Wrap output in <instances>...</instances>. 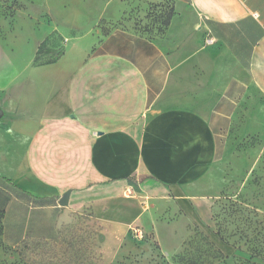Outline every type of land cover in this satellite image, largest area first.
Instances as JSON below:
<instances>
[{"label": "crops", "instance_id": "obj_1", "mask_svg": "<svg viewBox=\"0 0 264 264\" xmlns=\"http://www.w3.org/2000/svg\"><path fill=\"white\" fill-rule=\"evenodd\" d=\"M187 3L166 38L116 29L91 54L76 43L0 76L5 245L55 243L67 256L56 264H111L166 207L190 216L240 116L264 118V0ZM81 215L97 236L66 248L60 232Z\"/></svg>", "mask_w": 264, "mask_h": 264}, {"label": "rangeland", "instance_id": "obj_2", "mask_svg": "<svg viewBox=\"0 0 264 264\" xmlns=\"http://www.w3.org/2000/svg\"><path fill=\"white\" fill-rule=\"evenodd\" d=\"M188 10L187 0H0V76L24 74L31 61L50 58L37 57L46 38L50 48L91 45V54L116 29L166 38L172 20ZM207 181V192L193 197L190 216L181 208L166 207L157 218L158 227L133 233L111 264H264L262 113L240 116L224 138V154ZM9 222L4 220L7 238ZM75 246L70 242L68 247ZM62 251L61 245L48 242L32 252L21 251L19 245H5L0 233V260L8 264H55L54 258L65 263ZM79 264L100 263L89 255Z\"/></svg>", "mask_w": 264, "mask_h": 264}, {"label": "trees", "instance_id": "obj_3", "mask_svg": "<svg viewBox=\"0 0 264 264\" xmlns=\"http://www.w3.org/2000/svg\"><path fill=\"white\" fill-rule=\"evenodd\" d=\"M170 17L169 16L166 20V24H169L170 22ZM47 39L43 40L40 45L38 46L37 49V57L43 58V57H50L47 60L40 62V63H35L37 65L39 64H43V63H54L57 62L62 55L65 53V48L64 46L60 47V48H50L47 47ZM86 214V213H84ZM4 216H5V211L0 209V233L3 236L4 234ZM72 226V225H71ZM62 232L64 233V235H62ZM62 241H66L65 244L67 245V247L70 245V242L72 244H77V246H80L81 244H83L86 241H90L93 240L97 235H95V232L92 230L90 231L89 229V224L87 222H85V217L84 215L79 216V221L77 222L76 225L72 226L71 228H68L67 226L65 227V229H63V231L61 230L60 232ZM47 244V243H46ZM44 244V245H46ZM40 245L39 243H31V242H24L23 244L20 245V249L21 251H34V249L38 248ZM23 248V249H22ZM55 260V258H54ZM61 260V258H60ZM54 263L56 264V260L54 261Z\"/></svg>", "mask_w": 264, "mask_h": 264}, {"label": "water", "instance_id": "obj_4", "mask_svg": "<svg viewBox=\"0 0 264 264\" xmlns=\"http://www.w3.org/2000/svg\"><path fill=\"white\" fill-rule=\"evenodd\" d=\"M71 190H67L63 196L59 200V204L62 207H66L69 204V197H70Z\"/></svg>", "mask_w": 264, "mask_h": 264}, {"label": "built area", "instance_id": "obj_5", "mask_svg": "<svg viewBox=\"0 0 264 264\" xmlns=\"http://www.w3.org/2000/svg\"><path fill=\"white\" fill-rule=\"evenodd\" d=\"M136 232H137V234H139V232H141V231H139V230H136Z\"/></svg>", "mask_w": 264, "mask_h": 264}]
</instances>
